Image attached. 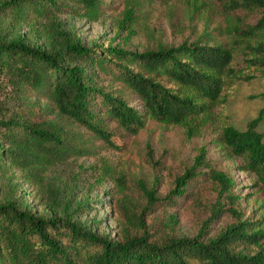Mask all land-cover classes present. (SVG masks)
<instances>
[{
    "label": "trees",
    "instance_id": "16d2710c",
    "mask_svg": "<svg viewBox=\"0 0 264 264\" xmlns=\"http://www.w3.org/2000/svg\"><path fill=\"white\" fill-rule=\"evenodd\" d=\"M231 4L264 8V0ZM118 5L105 0H0V14L5 16L8 9L6 15L17 23L65 13L96 20L109 6ZM139 7L140 0H122L116 29L134 31ZM235 32L243 59L264 65L259 56L264 54V10L254 23ZM105 51L96 54L77 41L46 49L21 36L0 37V89L8 82L16 93L1 121L0 163L26 169L37 183L50 167L69 158L130 147L112 173L116 237L87 230L66 215L45 217L6 201L0 203V264H264V218L236 207L237 179L213 151L223 143L232 153L244 155L250 166L259 168L264 185V137L256 129L264 107L244 129L225 126L220 135L197 146L192 163L175 175L164 196L157 194V178L152 179L146 167L157 164L161 169L167 150L153 160L149 148L137 145L146 120L187 123L208 109L224 84L250 78L231 65V49L196 40L141 51L109 46ZM37 99L49 103L59 118ZM209 190L217 194L211 215L223 210L220 200L226 204L230 221L224 229L207 241H160L174 225L167 207L180 206L191 215V210L205 206ZM154 208L160 212L150 229L148 212Z\"/></svg>",
    "mask_w": 264,
    "mask_h": 264
},
{
    "label": "rangeland",
    "instance_id": "374dc122",
    "mask_svg": "<svg viewBox=\"0 0 264 264\" xmlns=\"http://www.w3.org/2000/svg\"><path fill=\"white\" fill-rule=\"evenodd\" d=\"M105 1L119 5L117 8L109 6L96 20H88L81 13H65L17 23L6 15V9L5 16L3 12L0 14V37L8 40L21 36L25 41L46 49L77 41L102 55H105V48L109 46L141 51L160 43L178 44L196 40L200 44L222 43L232 51L231 65L241 73L250 75L248 79L224 84L218 98L210 103L208 109L189 117L187 123L146 120L137 145L143 149L149 148L153 160L167 150L162 159L165 165L161 169L157 164L146 167L149 176L152 178L155 175L157 178V194L164 196L172 187L175 175L192 163L197 146L209 137L220 135L225 126L244 129L264 107V65H250L243 59L244 48L238 43L239 36L235 32L236 28L246 23H254L264 8L234 7L231 0H140L135 29L131 32L115 27L122 0ZM259 56L264 61V54ZM73 63L82 64L80 60H74ZM85 65L88 70H92ZM14 95L15 89L4 82L0 89V127L12 107ZM37 100L51 115L59 118L49 103ZM256 129L264 137V112L256 123ZM1 146L0 142V149ZM129 148L123 152L103 149L94 155L69 158L50 167L37 183L32 182L26 169L14 164L5 165L1 161L0 203L12 201L45 217L66 215L87 230L110 238L116 237L118 214L112 205L115 191L112 173L122 164ZM213 151L237 179L236 207H240L245 215L263 219L264 185L259 168L250 166L244 155L232 153L223 143L215 146ZM216 201V191L209 190L205 206L191 210V215L180 206H168L174 225L158 239L197 237L207 241L216 236L230 221L223 200H220L223 210L211 215L210 207ZM159 212L158 208L148 212L152 220L148 221L150 229L153 222H158L156 214Z\"/></svg>",
    "mask_w": 264,
    "mask_h": 264
}]
</instances>
